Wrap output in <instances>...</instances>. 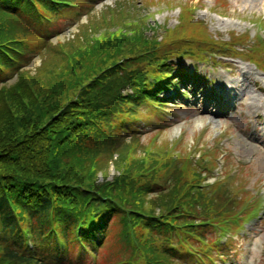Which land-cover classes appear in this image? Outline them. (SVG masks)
I'll list each match as a JSON object with an SVG mask.
<instances>
[{"label": "trees", "instance_id": "obj_1", "mask_svg": "<svg viewBox=\"0 0 264 264\" xmlns=\"http://www.w3.org/2000/svg\"><path fill=\"white\" fill-rule=\"evenodd\" d=\"M53 4L0 0V79L17 74L15 82L0 85V264H49L45 260L50 258L63 264L75 257L39 249L20 254L26 228L41 246L47 245L46 234L58 232L73 239L80 232L98 245L91 249L96 252L87 254L96 255L93 261L84 254L80 258L90 264H138L137 250L145 259L153 255L155 264L195 256V247L202 253L212 244L206 235L213 229L192 224L232 217L233 211L223 205L229 195L212 198L199 191L190 196L197 173L185 175L167 154V144L155 145L148 161L141 154L146 144L139 143L128 163V149L139 137L134 131L124 133L121 126L138 115L147 98L157 100L149 78L167 73L171 56L192 55L217 44L192 40L197 31L185 27L182 19L160 38L144 36L138 31L137 14L127 4L122 11L133 33L117 13L112 21H96L93 32L80 28L77 37L53 42L47 35L58 29V20L46 14L55 10ZM121 29L124 32L116 36ZM45 52L53 54L52 61L43 60V67L32 71L33 58ZM126 87L131 92L121 93ZM114 155L112 163L121 174L112 182H98V172L107 176ZM146 163L157 179L168 168L171 173L154 186L138 189L135 182L144 175L136 176ZM152 191L157 192L153 198ZM198 206H214L219 217L201 213ZM177 233L185 239L171 247ZM52 247L56 251V244Z\"/></svg>", "mask_w": 264, "mask_h": 264}, {"label": "rangeland", "instance_id": "obj_2", "mask_svg": "<svg viewBox=\"0 0 264 264\" xmlns=\"http://www.w3.org/2000/svg\"><path fill=\"white\" fill-rule=\"evenodd\" d=\"M112 1L105 0L106 3ZM226 1L228 6L224 8L222 6L217 7V1L204 0V2L202 1L204 7L198 8L196 11L197 17L208 24L212 34L227 39L232 30L236 32L249 30L251 34L254 31H259L248 22V19L264 14V0H257L256 2L254 0ZM101 5L98 4L96 8L99 9ZM207 8H213L221 15L209 11ZM148 10L143 13H146L147 16L152 13L151 22L159 24L167 22L171 26L176 22V10L162 6L151 7ZM83 27L86 28V26ZM78 30L80 28L72 26L53 39L66 41L69 37H77ZM44 55L47 57L44 58ZM52 56L53 54L48 52L35 56L30 64L32 71L39 67L42 68L43 60L45 63L51 62ZM181 62L180 66L186 67L188 65L187 59L182 58ZM255 62L264 66V59L257 58ZM231 66L233 72L229 74L226 71L225 76L220 77L222 64L216 63L215 66H211L208 63H202L197 65V69L213 81L212 88L221 97L206 99L200 95L201 91L199 92V90L191 91L190 95L187 94L186 97L188 98L186 99L176 97L172 103L165 106L166 108L159 109L169 119L156 127L166 125L164 135L169 138L180 137L188 143L193 139L200 138L208 146L218 147L222 151L232 153L238 156L241 161L247 158L245 156L253 155L252 161L247 164L245 179L248 182V187L253 189V193L261 198V191L264 189V131L257 126L256 134L251 135L248 120L257 113V102L264 103V92L257 90L253 85V80H257L259 76L262 77V73H259L253 65L240 59H233ZM227 83L233 85L237 89V93L234 91L226 93L225 84ZM260 85L264 86V81ZM149 122L153 126V121ZM114 157L115 155L108 164L113 165ZM111 165L105 169L109 171L108 176L115 172L108 169L112 167ZM214 172H217V169ZM98 174L101 175V173ZM111 225L114 226L115 224ZM236 242L237 247H240L242 251V257L238 264H258L260 258L264 257V226L258 228L256 233L247 234L244 239L239 237ZM105 244H109V242Z\"/></svg>", "mask_w": 264, "mask_h": 264}, {"label": "bare ground", "instance_id": "obj_3", "mask_svg": "<svg viewBox=\"0 0 264 264\" xmlns=\"http://www.w3.org/2000/svg\"><path fill=\"white\" fill-rule=\"evenodd\" d=\"M255 2L257 1V0H254ZM206 112H208L207 110H206Z\"/></svg>", "mask_w": 264, "mask_h": 264}]
</instances>
